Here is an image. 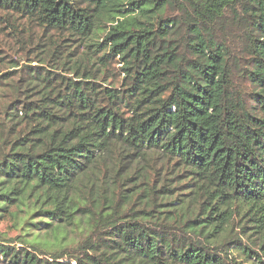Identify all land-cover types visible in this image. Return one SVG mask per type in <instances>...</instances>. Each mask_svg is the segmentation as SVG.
Here are the masks:
<instances>
[{
  "label": "trees",
  "instance_id": "16d2710c",
  "mask_svg": "<svg viewBox=\"0 0 264 264\" xmlns=\"http://www.w3.org/2000/svg\"><path fill=\"white\" fill-rule=\"evenodd\" d=\"M1 13L48 32L54 63L20 71L0 103L27 132L2 133L0 214L14 220L0 223L62 243L75 217L95 227L54 253L3 239L9 264H264V0H0Z\"/></svg>",
  "mask_w": 264,
  "mask_h": 264
},
{
  "label": "rangeland",
  "instance_id": "374dc122",
  "mask_svg": "<svg viewBox=\"0 0 264 264\" xmlns=\"http://www.w3.org/2000/svg\"><path fill=\"white\" fill-rule=\"evenodd\" d=\"M44 35H49L48 32L45 33V30L37 27L36 25L30 27L26 24L24 20L17 19L16 17H12L10 15H6L4 13L0 14V103L1 105H5L13 100L11 96V92L14 89V85L19 81V73L20 71H28V66H44L49 70L46 65H41L40 60L47 59L54 63V60L51 58L52 55L47 54V49L43 45L45 42ZM240 31L237 30L235 33H231L229 37V42L231 45V51H234V56L237 59L243 57L242 54V46L239 39ZM42 39V40H41ZM40 44V45H39ZM235 62H239V60H235ZM245 65V62H242ZM239 65L237 66V68ZM236 77L233 78L234 84L236 87L241 88L242 79L239 77L241 72L236 71V67L234 68ZM62 74V73H61ZM70 81L72 84L80 82L81 80L76 79L75 77H71ZM65 82H69L65 81ZM70 83V82H69ZM1 96L2 100H1ZM2 124H5L7 128H4ZM10 124L7 119L3 116H0V159L2 153H4V149L9 148V144L5 143V148L2 144V133L6 130V133L3 135L6 137L8 142H15V137L19 134H25L21 138H24L27 134L25 130V126L22 122L18 121V124ZM23 129V132L21 130ZM18 131V132H17ZM17 132V133H16ZM16 133V134H15ZM111 191V190H110ZM106 205H115V201L113 195L110 193L108 199L105 201ZM36 212V211H35ZM1 215H5L11 217L8 213H1ZM14 220V217H11ZM36 220L33 223H41L43 218L40 216H36ZM77 222V228L74 227V232H69V236L67 237V241L65 243L58 242L53 236L46 235V232L43 228L44 226H40L38 230L35 226L26 227L25 225L17 226L16 222H14L15 226L18 228V233L16 231L11 230L10 226L4 222L0 223V241L3 239H10L11 243L8 244L11 249L15 251H19L21 249L30 250L29 246L34 245L39 248L45 249L48 253L60 252L63 250L73 249L78 244L82 243L86 238L90 236L92 230L95 229L93 222H90L88 217H75ZM28 217L26 218V222ZM62 237H60V240ZM24 243V244H23ZM31 251V250H30ZM51 260V259H50ZM69 261V260H67ZM63 262H66L64 260ZM0 264H9L6 260L3 253L0 251ZM72 264H76L75 262Z\"/></svg>",
  "mask_w": 264,
  "mask_h": 264
}]
</instances>
